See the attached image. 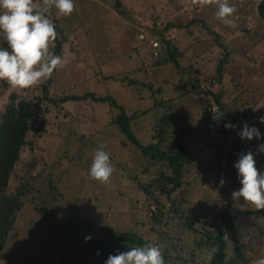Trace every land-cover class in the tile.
Listing matches in <instances>:
<instances>
[{
  "label": "rangeland",
  "instance_id": "1",
  "mask_svg": "<svg viewBox=\"0 0 264 264\" xmlns=\"http://www.w3.org/2000/svg\"><path fill=\"white\" fill-rule=\"evenodd\" d=\"M120 1L125 16L112 9L114 0H74L76 8L70 16H62L57 11L55 17L64 34L67 36L70 32L75 33L67 36V41L63 43L62 58L65 64L55 72V80L49 88L51 96L80 97L92 94L97 98L109 95L124 107L128 117H132V114H138L154 105L150 90L142 85L159 82L163 89L155 98L156 103H159L175 96L176 92L173 90L178 89L179 85L189 87L196 76L206 78L213 74L222 59V48L216 46L218 35L220 43L229 52L224 64L229 74L226 79L242 83L240 90L248 107L258 111L256 128L261 135L264 134V124L259 123V118L264 116V26L256 14L257 4L261 0H229L238 9L235 28L224 25L215 16L217 4L222 0H214L210 6H197L192 0ZM171 25L173 27L164 30ZM153 27H157L162 34H170L169 38L174 40V44L185 48L184 57H178L179 68L169 64L162 71H152L149 67L146 73L142 71L143 62L150 66L162 51V48L154 50L151 47V41L157 39L149 37H155L149 33V28ZM209 30L214 34H209ZM2 34L0 32V39ZM185 70L188 73L183 72ZM40 84L35 87H40ZM2 90L1 88L0 111L3 110L11 90L20 96L27 93L25 89L11 88L1 94ZM32 93L36 95V99L41 97L40 88L34 89ZM189 99L183 102L175 100L171 116L173 119L179 117L190 121L187 125L195 130L199 119L198 102L194 96ZM237 102L239 105L240 102ZM46 105L48 113L44 112L43 107L35 110L32 122L38 124L43 119L48 121V133L36 134L30 131L26 138L34 144L36 155L44 153V160L39 163V168L30 165L23 177L33 183V192L41 191L40 198L36 196L33 200L37 206L40 199L47 196L46 182H43L48 177L45 170L53 167L57 173L55 176L51 169L53 181L59 179L56 187L64 194L62 203L56 209L64 214L57 212L60 215L57 222L60 227L50 235L42 221L43 216L39 213L37 215L32 209L34 206H28L19 212L13 218L14 228L6 241L3 253L6 258L0 256V264H104L98 260V253L93 252L91 247L69 242V234L76 239L91 236L98 241L106 235L136 231L151 243L159 240L165 233V237L173 238L174 242L177 238H182L176 241L178 246L188 247L192 251L193 234L189 237L186 235V227L182 228L185 221L183 218L179 221V215L172 211L178 203L173 205L170 201L161 200L164 204V215L161 216L157 212V206L143 203L144 195L131 182L136 174L134 172L141 169L143 157L129 145L114 124L118 110L109 108L108 103L91 99L81 102L70 100L62 106L60 117L56 119L54 109L49 103ZM225 112L227 120L236 117L240 122L228 133L223 147L218 146V142L207 146V139L198 133H195L189 144L194 164L188 168L183 178L184 183H187V186H183L186 187L183 209L187 216H198L200 223L208 220L213 223L219 212L228 210L229 215L234 217L235 234L241 242L240 251L244 261L236 258V253H230L228 259L231 262L239 260L237 264H252L255 259L264 255V212L244 215L247 210L261 209L246 203L243 198L239 202L232 200L231 192L241 187L238 171L234 167L240 154L234 160L228 159V156L231 155L230 148L232 153L235 152L231 144L234 141L239 150L243 149L241 153L248 150L254 153L256 166L264 173V153H259L257 149L262 144L260 139L247 141L238 135L243 125L247 123L252 126L251 122L242 119L234 106ZM156 118V114L144 113L131 120V131L142 145L150 144V126ZM234 122L236 119L233 120V125ZM182 123L178 121V126ZM57 130L62 134H58ZM93 134L92 141L82 149H71L65 144V135H69L68 138L74 141L81 135ZM100 144L106 145L105 151L110 153L115 168L106 184L97 182L88 175L94 153ZM22 164H30L28 158L22 159ZM36 169L38 175L33 178ZM147 177L149 176L144 177L145 180ZM221 179L225 181L223 187H220ZM180 191L172 195V200L178 198ZM44 209L50 211L52 208L45 206ZM170 217H175L176 220H171ZM200 223L195 226L201 227ZM231 249L230 242V251ZM184 253L175 251L176 255L189 259V254ZM194 254L203 259L199 251L194 250Z\"/></svg>",
  "mask_w": 264,
  "mask_h": 264
},
{
  "label": "trees",
  "instance_id": "2",
  "mask_svg": "<svg viewBox=\"0 0 264 264\" xmlns=\"http://www.w3.org/2000/svg\"><path fill=\"white\" fill-rule=\"evenodd\" d=\"M37 5L41 3V0H35ZM112 9L115 10L121 16H125V12L122 9V3L120 0H114ZM256 14L259 21L262 22L264 26V0H261L256 7ZM55 15H57V10L52 9L48 13V17L55 23L56 31L58 33L56 41L51 45V50L56 55L62 57L63 43L67 40V36H71L74 33L70 32L66 36L63 30L59 27V22H57ZM192 21V25H193ZM204 26V25H203ZM69 27H72L71 25ZM173 27L166 26L164 30ZM150 35H156L157 41L160 44L162 51L153 60L150 66L144 65L142 71L145 73L149 69L152 71L160 69L169 64H173L179 68L178 61L185 55V48L183 49L178 44H174V40L169 38L170 34H162L157 27L149 28ZM209 34H214L209 30ZM218 38L216 40V46L222 48V59L218 62L213 74L206 78L195 77L192 79L190 86H181L178 89H174L173 92L175 96L168 99H163L156 103V95L161 94L163 89L157 84H146L147 89L150 90V98L154 100V105L149 106L140 113L156 114L155 122L150 126L152 132L151 142L148 145H142L139 140L135 137L131 131V120L135 119L138 114H132V117H128L126 110L123 106L117 104L112 97L106 95L104 97L95 98L92 94H85L80 97L69 96V97H58L56 95L51 96L49 93V88L55 80V72L50 78L42 80L40 87H31L27 90L24 96H20L15 91L10 92L6 104L3 106V110L0 111V256H3L4 250L6 249V241L9 239V233L14 228L15 216L23 211V209L28 206L35 210V212L43 216L42 221L45 223L50 235L53 234V230L58 229L60 225L57 223L59 221L60 215L64 214L63 211H58L64 198V194L58 190L56 184H59V179L53 181L54 178L51 174V169L55 176L53 167L47 168L45 170L48 177L43 181L46 182L47 196L42 197L37 204H34L33 200L36 196L41 194V191L33 192V183L29 182L23 175L25 171L28 170L29 166L32 165L39 168V163H43L44 153L40 150L41 155H36V149H34V144L27 141L28 132L32 131L34 133H48V121L44 119L40 120L38 124L32 122L35 110H40L43 107L44 112L48 113V104L54 109L55 117L58 119L60 117V111L62 106L68 101H86L95 100L97 102L108 103L109 108L118 110L117 120L114 122L118 126L121 133L125 136L129 145L138 150V152L143 157V163L141 164V169L134 172L131 182L135 183L137 189L140 193L144 195V204L148 203L150 205H155L158 207V214L164 215L163 208L164 204L161 202L165 199L167 202L170 201L173 205L178 203L176 208H172L175 214H178V220L185 221L182 228L187 229L186 235L189 237L193 234L191 244H193L192 251L188 247L178 246L177 240H182V238H177L174 242L173 238L165 237V233L161 235L159 240L155 242L146 241L143 236H141L136 231H127L123 233H116V235H106L101 237L98 241L91 239L86 242L85 239H76L73 235L69 234V242L72 241L75 244L83 243L87 247H91L93 252L98 253V260L105 264V261L110 255H114L117 252L128 251L129 248L134 246H144L147 244L153 245H163V255L165 259V264H237V262L244 261L243 254L241 250V242L239 241L237 235L235 234V221L234 217L229 215L228 210L224 212H219L218 216L211 220L200 223L198 216H187L185 210L183 209L186 203V197L184 192L186 190L187 183H184V175L188 171V168L194 164V159L192 155V150L189 147L190 142L195 136L203 135L207 139V146H211L213 143L217 145L224 146L226 143L225 139L228 133L232 129L226 128L227 123H232L236 119L234 125H239L240 120L236 117L230 121L225 118V112L229 108L234 106L236 112L241 114L242 119H248L251 125L256 127L257 123V112L253 108H249L248 102L244 97L242 91L240 90L242 83L234 81L232 79H226L229 74L224 67L225 62L228 59L229 52L225 49L223 44L220 43V36L216 35ZM0 47L7 48V42L4 39V34L1 35ZM159 48V49H160ZM158 49V50H159ZM178 57H180L178 59ZM192 68V65H191ZM147 70V71H146ZM188 73L187 70L183 71ZM149 79V77H147ZM136 84L135 82H132ZM3 89L1 94H4L10 87L6 82L0 81V89ZM40 88L41 97L36 99L34 95V89ZM32 93V94H31ZM191 96L197 99L199 111V119L195 125V130L189 128L187 124L189 122L186 119H173L171 116L173 103L175 100L177 102H183L184 100L189 101ZM210 96V98H208ZM175 97V98H174ZM35 98V100H34ZM237 100L240 102L239 105ZM243 104L242 106H240ZM215 111L218 115H221L219 119H214ZM65 115H63L64 117ZM180 119V120H179ZM241 119V120H242ZM174 120V121H173ZM178 121H182L181 126H178ZM192 121V119H191ZM187 122V123H186ZM175 129V130H173ZM58 134H62L60 130H57ZM93 135H81L80 138L71 141L65 135V144L67 147L73 149V147L84 148L92 141ZM264 137V134L261 135ZM262 144H264V139H260ZM234 146L235 152L232 153V149L229 151L231 155L228 159H236L242 150L236 147L234 141H231ZM248 148V147H245ZM65 156V155H63ZM27 159L30 164L23 165L22 159ZM62 159H64L62 157ZM75 159V158H74ZM198 164V163H197ZM45 166H48L45 163ZM260 171V170H259ZM138 172V173H137ZM263 173V170L260 171ZM38 175L37 169L33 172L32 177ZM147 177L145 180L144 177ZM183 187V188H182ZM178 198L172 200V195L178 191ZM36 193V194H35ZM31 199H30V197ZM40 198V196L38 197ZM31 203V205H29ZM65 203V200H64ZM51 207L50 211L44 209V207ZM147 207V205H146ZM150 210L149 208H146ZM59 212V213H57ZM153 212V211H149ZM170 212V211H168ZM260 212H264V209L259 211L247 210L244 215H258ZM153 215V213H151ZM171 220H176L175 217H170ZM73 219V218H71ZM197 223L201 224V227H196ZM179 224V223H178ZM71 227V223H70ZM227 235V238H225ZM231 242V251H230ZM179 250L181 253H188L190 258L187 259L182 255L175 254V251ZM194 250L199 251L203 259L198 258L194 254ZM184 253V254H185ZM230 253H236L239 260L228 259ZM246 264V263H244Z\"/></svg>",
  "mask_w": 264,
  "mask_h": 264
},
{
  "label": "clouds",
  "instance_id": "3",
  "mask_svg": "<svg viewBox=\"0 0 264 264\" xmlns=\"http://www.w3.org/2000/svg\"><path fill=\"white\" fill-rule=\"evenodd\" d=\"M192 3L210 6L214 0H192ZM75 8L74 0H41L39 5L35 0H0V32L4 34L8 45L7 48L0 47V81L12 88L29 89L50 78L58 67L62 68L65 60L51 50L58 33L48 13L55 9L62 16H70ZM237 13L238 9L229 0H222L217 4L215 16L224 25L235 28ZM149 37L157 38L156 35ZM157 39L151 41L154 50L160 48ZM213 113L214 119L221 116L215 111ZM259 123L264 124V116L259 118ZM225 127L236 128L230 122ZM238 135L247 141L264 139L258 128L247 123ZM105 148V144L98 146L88 171L91 179L104 184L110 181L115 172L110 153ZM257 149L259 153H264V144H259ZM234 167L238 171L241 187L231 192L232 200L239 202L243 198L257 209H264V173L258 170L254 153L251 150L240 153ZM224 184L225 181L221 179L220 187ZM91 239V236L85 237L86 242ZM163 247L153 244L134 246L128 251L110 255L105 264H165ZM252 264H264V255L255 259Z\"/></svg>",
  "mask_w": 264,
  "mask_h": 264
},
{
  "label": "built area",
  "instance_id": "4",
  "mask_svg": "<svg viewBox=\"0 0 264 264\" xmlns=\"http://www.w3.org/2000/svg\"><path fill=\"white\" fill-rule=\"evenodd\" d=\"M155 45V44H154ZM208 98H210V96H208Z\"/></svg>",
  "mask_w": 264,
  "mask_h": 264
}]
</instances>
